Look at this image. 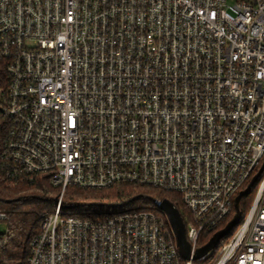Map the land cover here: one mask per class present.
<instances>
[{
    "label": "built area",
    "instance_id": "2783aa9c",
    "mask_svg": "<svg viewBox=\"0 0 264 264\" xmlns=\"http://www.w3.org/2000/svg\"><path fill=\"white\" fill-rule=\"evenodd\" d=\"M0 62L7 176L151 187L188 213L185 260L166 217L63 216L59 200L26 264H264V167L237 226L193 258L264 163V0H0Z\"/></svg>",
    "mask_w": 264,
    "mask_h": 264
},
{
    "label": "trees",
    "instance_id": "16d2710c",
    "mask_svg": "<svg viewBox=\"0 0 264 264\" xmlns=\"http://www.w3.org/2000/svg\"><path fill=\"white\" fill-rule=\"evenodd\" d=\"M4 87L5 69L0 62V88ZM8 127L9 122L0 111V154ZM1 164L0 160V213L6 216L3 220L6 229L0 233V264H26L30 240L39 231L40 216L55 210L60 188L51 184L48 173L37 174L31 181L15 179L5 174ZM256 187L255 183L250 193L240 199L241 218L251 204ZM163 199H167L178 209L186 224L188 213L176 194L137 185H114L101 190L68 187L62 197L60 212L63 216L97 220L105 215L122 212L153 211L165 221L164 214L154 207V201ZM234 214L232 207L219 228H224ZM210 236L211 234L206 235L203 243ZM224 241L225 239L221 242Z\"/></svg>",
    "mask_w": 264,
    "mask_h": 264
},
{
    "label": "water",
    "instance_id": "95a60500",
    "mask_svg": "<svg viewBox=\"0 0 264 264\" xmlns=\"http://www.w3.org/2000/svg\"><path fill=\"white\" fill-rule=\"evenodd\" d=\"M264 167V163L260 166L259 170L253 177L250 179L248 185L245 187V189L241 190L238 192V194L234 197V210L235 214L232 217V219L225 225L224 228L220 229L219 231L215 232L210 240L201 248H199L193 258L198 259L204 256L208 251L215 249L220 242V240L226 236H228L232 229L237 226L239 223V220L241 218V212L239 210V202L241 197L247 196L251 188L254 186L256 183L260 173L262 172ZM158 209L163 212L165 215L169 226L172 230L174 240H175V245L178 251V254L182 259H189L190 257V247L188 242L186 241L185 237V225L184 222L181 218V215L178 211V209L167 199H163L159 201L157 204Z\"/></svg>",
    "mask_w": 264,
    "mask_h": 264
},
{
    "label": "rangeland",
    "instance_id": "374dc122",
    "mask_svg": "<svg viewBox=\"0 0 264 264\" xmlns=\"http://www.w3.org/2000/svg\"><path fill=\"white\" fill-rule=\"evenodd\" d=\"M228 1H230V0H228ZM63 194H64V193H63ZM62 197H63V195H61V191H60V194H59V200L62 201ZM5 229H6V227H5V223H4L3 221H0V233L4 232Z\"/></svg>",
    "mask_w": 264,
    "mask_h": 264
}]
</instances>
